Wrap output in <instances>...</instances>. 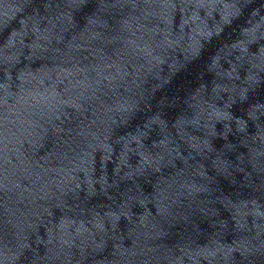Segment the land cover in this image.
<instances>
[{"label": "water", "instance_id": "obj_1", "mask_svg": "<svg viewBox=\"0 0 264 264\" xmlns=\"http://www.w3.org/2000/svg\"><path fill=\"white\" fill-rule=\"evenodd\" d=\"M0 264H264V0H0Z\"/></svg>", "mask_w": 264, "mask_h": 264}]
</instances>
